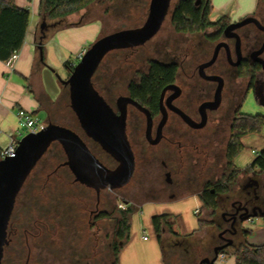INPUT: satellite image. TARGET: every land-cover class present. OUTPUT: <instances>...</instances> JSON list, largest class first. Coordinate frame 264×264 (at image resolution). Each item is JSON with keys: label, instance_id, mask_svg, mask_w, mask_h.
Masks as SVG:
<instances>
[{"label": "flooded vegetation", "instance_id": "obj_1", "mask_svg": "<svg viewBox=\"0 0 264 264\" xmlns=\"http://www.w3.org/2000/svg\"><path fill=\"white\" fill-rule=\"evenodd\" d=\"M171 1L166 17L172 35L153 42L145 61L134 60L120 71L131 72L119 79L124 80L122 90L118 81H109L107 70L98 71L104 59L92 77L94 89L112 111L117 116L124 113V131L134 157L130 181L99 191L80 183L64 165L58 144L64 157L49 158L39 172H33L52 144L16 197L3 250L8 264H47L55 259L63 264H119L128 243L118 225L123 210L146 204L165 210L191 196L213 218L207 221L214 222L217 231L206 256L211 258L214 247L228 239L238 241L244 230L240 218L264 210L261 174L255 169L235 175L234 160L230 166L226 156L230 146L244 147L250 140L251 134L240 129L250 117L242 112L245 105L252 102L264 109V0H255L252 10L238 18L223 14L216 20L210 19V0V25L194 33L174 30L172 12L179 0L170 10ZM192 2L203 17L206 1ZM154 65L162 70L160 76H150ZM150 87L154 93L147 92ZM77 125L73 131L90 152L114 169L117 163ZM131 183V200H124L121 190ZM221 186L227 191H219ZM210 198L214 208L205 202ZM165 233L163 228L167 256L173 257L172 248L177 247L189 257L190 245L177 239L168 242ZM180 262L189 264L185 258Z\"/></svg>", "mask_w": 264, "mask_h": 264}, {"label": "water", "instance_id": "obj_2", "mask_svg": "<svg viewBox=\"0 0 264 264\" xmlns=\"http://www.w3.org/2000/svg\"><path fill=\"white\" fill-rule=\"evenodd\" d=\"M170 1L149 0L142 25L98 38L74 64L67 79L60 80L68 90L69 107L80 129L117 163L114 169L105 167L73 130L52 122L37 133L22 136L17 141L15 155L0 160V264L16 197L28 175L52 144L60 146L66 158L64 165L76 180L96 191L118 189L130 181L134 157L124 131V113L117 116L112 111L94 89L92 77L109 52L136 48L149 41L165 20ZM45 27L46 22L43 21L41 28ZM38 49L42 61L41 42ZM130 102L139 107L135 102ZM253 218H264V210L254 211L240 218V222ZM232 244L233 241L228 239L223 245L214 247L213 256L201 259L199 264H215L220 252Z\"/></svg>", "mask_w": 264, "mask_h": 264}, {"label": "rangeland", "instance_id": "obj_3", "mask_svg": "<svg viewBox=\"0 0 264 264\" xmlns=\"http://www.w3.org/2000/svg\"><path fill=\"white\" fill-rule=\"evenodd\" d=\"M254 1L255 0H212L211 5L213 9L210 13V19L216 20L223 14H228L233 18H238L252 8ZM125 2L126 3L123 4L122 0H119L116 5H113V3L111 4L106 2H96L79 12L76 21H78V19L81 20L79 16L83 13L84 16H86L83 18V21H85L87 17H90V20L98 17L101 20L103 28L100 35L96 32L94 35H91V33L88 32L90 30L87 29L88 34L86 33L81 38L84 43H87L86 41H88L86 40V38H89L90 42L88 43L91 45L98 38L104 35L122 29L134 28L142 25L146 18L149 0H127ZM175 2L176 0L171 1L170 10L173 8ZM171 35L172 29L169 26L168 15L161 27V30L150 42L138 49L111 52L104 58L98 71H100L101 69L103 71L107 70L109 81L112 83L118 81L119 90H122L123 88L121 82H124V80L119 79L123 76L129 77L131 72L120 74V71H125L129 66L128 64H130L134 60L145 61L146 57H148L146 53H148V50L151 48V44L155 41L163 42ZM125 59H128L129 63H124ZM74 62L77 63V59ZM55 109V122H58L60 123V125H63L65 127H70L76 131L79 129L75 116L69 108L67 88H65L60 95ZM242 112L245 115L251 117H254L256 115L264 117V109L257 108L252 102H248L243 108ZM26 133L27 130L22 131V134L25 135ZM249 138L250 140L244 145L243 149L234 160V166H236V168L239 170L247 168L256 157L255 154H252V150L259 154L260 151L264 149V124H262L259 133L251 134ZM54 156L58 158L64 157L57 144H53L51 146L50 152L45 155L43 161L38 164L39 166H37L33 172H39L40 167L44 166L48 162V159L53 158ZM259 178H261L262 182H264V175L261 174ZM133 186L134 184L131 183L121 190V192L124 193V200H131ZM123 208L126 207L123 206ZM131 208L133 212L131 213L130 218L129 242L124 246V248L126 249L124 250V253L122 255V264H165L162 260L161 246L151 225V218L153 217V215L157 212L162 213L163 210H161L160 207L148 204L142 206L135 205ZM167 208H169L171 212L172 230L174 232V223L178 226L179 232H182L178 223L179 220L182 221L185 227H188L189 230H192L196 228L198 229V218L203 221H210L211 219H213L210 216L209 212L200 209V201L197 197L194 196H191L185 201L176 203ZM195 209H200L199 214L195 212ZM221 214L222 212H218L217 216L219 217ZM244 225L247 226L250 230H255L257 228L264 227V219H249L244 222ZM143 232H145L148 241L142 240ZM216 234L217 231L214 227H205L203 230L197 232L193 236L178 234V237H176L177 235L174 236L172 232H168L166 230L163 238L168 242L177 240L181 242H187L190 245L187 247V249L190 251L188 263L190 262L189 264H194V262L198 263L202 257V254L207 252L206 247H208L210 242H212V237ZM201 241H203L202 244ZM241 241L242 237L239 236L238 242ZM225 257L228 259L229 256ZM8 258L9 257L5 254V256L3 257V264H8ZM175 259V256H167V261L170 264H174L176 262ZM219 261L220 258H218L216 263L220 264ZM47 264H63V261L55 259L53 261H47Z\"/></svg>", "mask_w": 264, "mask_h": 264}, {"label": "crops", "instance_id": "obj_4", "mask_svg": "<svg viewBox=\"0 0 264 264\" xmlns=\"http://www.w3.org/2000/svg\"><path fill=\"white\" fill-rule=\"evenodd\" d=\"M40 1L15 0L17 7L29 10V23L23 45L18 51V57L13 67L10 69L6 67L5 62L0 61V149L8 144L11 135L17 141L19 140L17 136L18 110L31 113L33 118L45 125L49 122L60 125V123L55 122V108L60 95L66 88L60 80L67 79L70 68L76 63L74 61L77 55L90 46L88 43L90 42L89 38H86L87 43H84L81 38L88 32L91 35H94L95 32L99 35L102 33L103 28L100 18L95 17L90 20V17H87L83 21L86 16L82 13L79 16L81 20L76 21L79 12L68 16L64 27L54 29L53 24L46 22V27L41 28L43 20L39 16ZM251 10L252 8L244 14ZM87 29L90 31L87 32ZM41 38L43 39L40 40ZM40 42L42 61L38 49ZM197 210L195 209V212ZM161 214L171 215V212L169 208H166L162 213L157 212L153 216ZM178 223L182 232H179L178 226L174 223V233L186 235L197 233V228L189 230L181 220ZM243 229L250 230L244 224ZM250 231L251 234L246 239H242L241 242L251 246L264 245V227ZM145 241H148V239ZM212 246L213 242H210L206 247L207 252L203 253L201 259L208 255ZM125 249L123 248L119 255V264L123 262L122 255ZM225 256L219 257L220 264H236L233 257L229 256L227 259Z\"/></svg>", "mask_w": 264, "mask_h": 264}, {"label": "trees", "instance_id": "obj_5", "mask_svg": "<svg viewBox=\"0 0 264 264\" xmlns=\"http://www.w3.org/2000/svg\"><path fill=\"white\" fill-rule=\"evenodd\" d=\"M125 1H122V3L125 4ZM205 1L206 6L202 17L201 11L194 8L192 0H179L172 12L171 24L174 30L182 33H194L209 26L210 23L207 21V16L211 11V5L210 0ZM96 2L113 3V5H116L119 0H41L39 4V16L43 21L53 24L54 29H58L66 25V18L68 16L80 12ZM28 23V9L17 7L15 0H0V61L5 62L13 52L19 51L25 39ZM72 68L73 66L70 69ZM161 73L162 70L160 67L154 65L150 76H160ZM147 92L154 93L155 91L150 87ZM262 124H264V117L250 116L246 117L244 122L240 123V129L243 130L244 134H257L260 132ZM242 149L243 147L238 144L232 145L227 149L226 156L230 166H233L234 158ZM255 169L259 174L264 175V149L256 155L247 168L243 170L236 169L235 175H238L241 172L249 173ZM219 191L226 192L227 189L225 186H221ZM207 201L210 208H214V200L210 198L205 200V202ZM132 212L133 210L131 207L123 210L122 218L118 224L122 227L121 231L125 242L129 240L130 218ZM170 221L171 215L168 214L156 215L151 218V225L161 246L162 260L165 264L170 263L167 261V251L165 250L166 245L161 241L162 229L164 228L168 232H172L174 236L177 235L176 237H178V234L173 232L172 222ZM205 227H214V222H207L198 218L197 232H200ZM250 234V230H243L241 232V237L242 239H246ZM193 235L194 233L189 234V236ZM172 251V255L176 258L174 264L181 263L180 261L184 258L187 262L189 261L187 255L182 253V250L179 248H172ZM220 254L233 257L236 264H264V245L251 246L237 241L222 250Z\"/></svg>", "mask_w": 264, "mask_h": 264}, {"label": "built area", "instance_id": "obj_6", "mask_svg": "<svg viewBox=\"0 0 264 264\" xmlns=\"http://www.w3.org/2000/svg\"><path fill=\"white\" fill-rule=\"evenodd\" d=\"M84 53L85 50L77 55L76 57L77 61L81 59ZM17 57H18V52L17 51L13 52L11 56L5 61L6 67L11 69ZM17 120H18L17 136L19 137V139L22 137V135H24L22 134L23 130H27V133H37L45 127L44 123L33 118L32 114L25 110H18ZM16 148H17V140L15 137L11 135L8 144H6L3 148L0 149V160L6 157H13L15 155ZM251 152L252 154L257 155V153L254 150H252ZM196 213H198V211H196ZM142 240L143 241L147 240V236L145 235V232H143ZM219 257L222 258L223 255L219 254L218 258Z\"/></svg>", "mask_w": 264, "mask_h": 264}]
</instances>
